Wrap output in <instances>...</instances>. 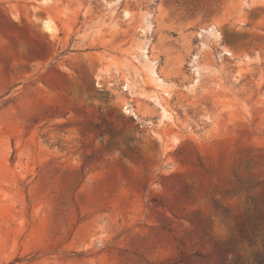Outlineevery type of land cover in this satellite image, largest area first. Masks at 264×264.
I'll return each mask as SVG.
<instances>
[{
	"label": "rangeland",
	"instance_id": "rangeland-1",
	"mask_svg": "<svg viewBox=\"0 0 264 264\" xmlns=\"http://www.w3.org/2000/svg\"><path fill=\"white\" fill-rule=\"evenodd\" d=\"M0 264H264V0H0Z\"/></svg>",
	"mask_w": 264,
	"mask_h": 264
}]
</instances>
